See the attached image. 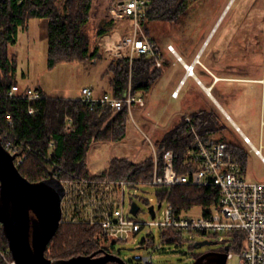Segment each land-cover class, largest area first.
Masks as SVG:
<instances>
[{
	"label": "rangeland",
	"instance_id": "1",
	"mask_svg": "<svg viewBox=\"0 0 264 264\" xmlns=\"http://www.w3.org/2000/svg\"><path fill=\"white\" fill-rule=\"evenodd\" d=\"M117 2L93 0L90 19L84 29L90 39L91 50L96 46L101 47V38L106 34L119 37L130 32L131 21L128 22V29L121 32L117 29L121 24L120 19H117L119 21L115 22L116 26L112 30L97 35L100 23L109 21L110 8ZM44 20L29 19L27 26L19 28L17 42L9 46L10 72L16 81L23 87L41 86L51 98L77 99L83 87L109 92L112 76L109 67L115 57L102 47L100 55L94 59L62 62L53 68L48 67V40ZM213 27L215 29L204 46ZM152 29L150 36L155 38L164 51L171 44L187 62L201 51L202 61L211 62V70L226 78L225 82L217 85L214 94L235 124L192 78L187 82L185 80L180 99L170 98L172 88L168 86H176L185 73L182 61L173 54L177 59L175 65L163 67L162 79L157 85L154 83L148 95L149 105L142 108L144 114L140 113L137 105L133 106L134 118H131L126 138L119 142H96L89 149L86 164L90 174L105 171L110 160L115 157L142 161L154 156L152 143H156L173 128L182 116L202 108H212L228 125L227 131L214 135L212 139H220L221 135L233 137L247 146L250 157L245 177L249 181L264 182V164L252 144L244 137H249L257 148H260L261 143L264 146V128L261 124L264 89L261 83L250 81L261 79L264 74V0L193 1L183 22L154 23ZM262 152L264 155V147ZM162 189L147 185L140 187L137 192L131 190V194L135 193L132 200L141 208L139 218H151L149 206L158 204V192ZM130 201L131 196L127 190V209ZM201 213V208L194 207L189 217H198ZM148 237L151 240L140 247ZM232 240L233 236L211 233L184 232L181 237H175L171 232L153 226L142 229L136 240L104 242L102 246L115 251L127 264H144L134 260L137 253L151 255L152 264H191L196 255L209 249H221L226 244L232 245ZM203 241L211 244L202 248L195 247L196 242ZM238 260L235 256L228 260V264H238Z\"/></svg>",
	"mask_w": 264,
	"mask_h": 264
},
{
	"label": "trees",
	"instance_id": "2",
	"mask_svg": "<svg viewBox=\"0 0 264 264\" xmlns=\"http://www.w3.org/2000/svg\"><path fill=\"white\" fill-rule=\"evenodd\" d=\"M193 1L197 0H148L140 18L146 35L152 34L154 23L183 22ZM92 5L93 0H8L1 8L0 15V94L17 83L10 72L9 46L17 42L19 28L27 26L31 18H45L48 21L49 68L62 62H84L99 56L101 47L96 46L91 50L90 39L84 32ZM117 21L119 20L109 16V21L100 23L97 35L112 30ZM150 38L161 50L155 38ZM161 59L164 61L163 56ZM162 69L157 66L155 57L146 54L137 56L132 66L127 58H114L109 67L112 73L109 93L123 95L131 80L134 91L145 95L162 75ZM30 105L39 109L33 115L28 113ZM8 113L14 121L13 126L6 128L10 138L24 141L32 147L31 151L26 150L24 162L18 165L21 174L31 182L47 179L50 173L54 175L57 170L55 163L85 175L90 174L86 157L92 145L96 142L122 141L128 134L131 121L127 106L118 111H93L77 99L51 98L47 95L46 99L36 104L27 100L0 98V120L4 125ZM187 116L192 119L198 134L204 140L226 142L236 161L242 164L246 172L250 157L247 146L233 137L221 135L220 139H212L214 135L228 130L224 119L212 108H202L182 116L173 128L154 143L159 152L160 164L163 153L173 150L178 172L185 173L197 168L195 157L191 155L195 136L186 122ZM3 145L6 146L5 142ZM153 167L154 156L142 161L115 157L110 160L105 171L96 175L109 179L148 181L153 176ZM158 197L160 201L172 204L178 211L211 206L219 200L217 189L213 186L180 185L163 188L158 192ZM230 236H233V244H226L221 250L228 247V251L240 252L245 245V235L235 232ZM102 237L103 233L97 227L62 223L49 244L46 256L56 261L92 254L102 248L117 254L102 246ZM8 249V240L0 225V264H8L1 254ZM7 258L13 259L11 252Z\"/></svg>",
	"mask_w": 264,
	"mask_h": 264
},
{
	"label": "built area",
	"instance_id": "3",
	"mask_svg": "<svg viewBox=\"0 0 264 264\" xmlns=\"http://www.w3.org/2000/svg\"><path fill=\"white\" fill-rule=\"evenodd\" d=\"M8 0H0L1 8ZM148 0H123L115 3L109 11L115 19H128L131 21L130 32L119 37L106 34L101 38V47L104 51L115 58H127L130 64L137 56L146 54L157 59V66L162 67V51L156 47L150 36L143 33L140 18ZM168 50L174 54L179 61L183 58L179 55L173 45ZM197 63V62H196ZM188 74H194L193 64H185ZM263 85L264 74L261 79L250 80ZM179 89L173 95L177 97ZM0 98H11L27 100L32 104L40 103L46 99V95L39 89L32 87L23 88L18 83ZM77 100L85 104L90 110H121L127 106L132 117V108L137 105L146 107V98L142 93H136L132 83L121 96L111 93L97 95L92 87H83L81 95ZM39 109L30 105L28 113L35 114ZM186 122L195 136L194 149L191 155L195 157L197 168L185 173H180L175 168V154L173 150L163 153L162 164L159 160V152L152 143L154 150L153 176L148 181L126 179H109L96 174H82L76 170H70L54 164L57 169L54 176L58 178L65 188V195L62 200V223L88 224L97 227L103 233L100 240L104 242H117L136 240L137 234L147 227H159L162 231H169L175 237L182 236L184 232L204 233L214 235H231L241 232L245 235V245L240 252L228 251V260L235 256L239 258L238 264H264V182L249 181L245 177L243 166L236 161L226 142L206 141L198 134L192 119L187 116ZM13 119L7 114L6 124L0 120V139L5 142V148L15 156L16 165H20L26 158V150L31 151L32 147L21 140H14L7 132V127L13 126ZM264 128V92H263V115L261 120ZM6 126V127H5ZM245 139L252 144L257 155L264 164L260 148L253 145L249 137ZM53 143H51V146ZM155 186L159 188H171L180 185L191 186H213L218 192L217 204L211 206H197L202 213L198 217H189L193 210L178 211L172 204L160 201L154 206L155 216L150 219H141L139 206L136 214L133 213V205L137 202L132 198L142 186ZM127 190L131 196L129 208L127 209ZM159 204L161 206L159 207ZM151 206V205H150ZM149 206V207H150ZM161 213V218L159 219ZM151 239L148 237L140 247ZM2 252V256L8 264H16ZM135 261H142L144 264H152V256L142 254L134 255Z\"/></svg>",
	"mask_w": 264,
	"mask_h": 264
},
{
	"label": "water",
	"instance_id": "4",
	"mask_svg": "<svg viewBox=\"0 0 264 264\" xmlns=\"http://www.w3.org/2000/svg\"><path fill=\"white\" fill-rule=\"evenodd\" d=\"M64 195L63 184L52 173L38 182L26 179L15 163V156L0 139V225L16 264H127L120 255L103 248L92 254L56 261L46 256L49 244L62 224ZM138 208V204L134 203V214ZM149 209L154 217V206ZM210 244L196 242L195 247ZM228 250L225 247L224 252L208 251L191 264H226Z\"/></svg>",
	"mask_w": 264,
	"mask_h": 264
},
{
	"label": "crops",
	"instance_id": "5",
	"mask_svg": "<svg viewBox=\"0 0 264 264\" xmlns=\"http://www.w3.org/2000/svg\"><path fill=\"white\" fill-rule=\"evenodd\" d=\"M118 1H123V0H118ZM228 5H227V7H228ZM44 21H45L46 29H47V27H48V21H47V19L44 20ZM120 22H121V24H120V26H118L117 29L119 31H121V32H125L128 29V22H129V20L128 19H120ZM214 29H215V27L212 28V31L210 32L209 36L207 37L206 41L204 42V46L207 43V41L209 40V38L211 37V34H212V32H213ZM161 51H162L163 56H164V61H163L162 68L164 66H167V65L174 66L175 65V60H177L176 57L173 54H171V52L169 50H166L165 49V51H164V49L162 48ZM200 52L201 51H199L198 53H196L194 56L192 55L193 57H192V60L190 62H187L184 59V57H182L180 55L183 58V61L181 63L183 65L184 69H185V73H184L183 77L180 79V81L178 82V84L176 86L173 87L172 84L170 85V87L168 86V88H172V91H170V98L172 100H178V99H180L181 93H182V90H183V84H184L185 80L187 82L189 79L192 78L196 82V84L198 86H200L201 89H203L205 91L207 97L211 101L214 100L219 106H221V104L217 100L214 92H215V89H216L217 85H219L222 81L225 82L226 81V78L224 76H222L220 73H216L215 71H212L211 70V64L212 63L211 62H204V61H202V56H201V53ZM187 56H190V54L187 53ZM185 64H190V65L193 64V66H194V74L193 75L188 74V72H187V70L185 68ZM161 79H162V75L157 79V81L155 82V85H157L158 84V81H160ZM184 86H185V84H184ZM23 88H25V87H23ZM39 88H41V91L48 96V94L46 93V91H45V89L43 87H41V86L40 87H36V89H39ZM93 89H94V91H95V93L97 95H101V94H104V93H109V92H106V91L98 92V91H96L95 88H93ZM152 89L147 94L144 95V97L146 98L147 105H149V102H150V99L148 98V95L151 93ZM177 89H179V94H178L177 97H175L173 95V93ZM137 108L140 111V113L144 114L142 112L143 109L141 107H138L137 106ZM221 109L223 110L222 106H221ZM225 114L231 119V116L228 113L225 112ZM131 118H134V116H133V109H132V117ZM231 121L234 123V121L232 119H231Z\"/></svg>",
	"mask_w": 264,
	"mask_h": 264
},
{
	"label": "flooded vegetation",
	"instance_id": "6",
	"mask_svg": "<svg viewBox=\"0 0 264 264\" xmlns=\"http://www.w3.org/2000/svg\"><path fill=\"white\" fill-rule=\"evenodd\" d=\"M212 250H213V251H217V252H224V250H221V249H217V250H216V249H209V250H207V252H208V251H212ZM204 253H206V252H203V253H200V254L196 255L195 258H194V260H195L197 257H199L200 255L204 254Z\"/></svg>",
	"mask_w": 264,
	"mask_h": 264
}]
</instances>
